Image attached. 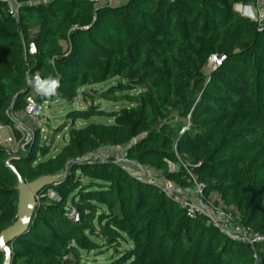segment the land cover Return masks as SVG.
Here are the masks:
<instances>
[{
  "label": "trees",
  "instance_id": "16d2710c",
  "mask_svg": "<svg viewBox=\"0 0 264 264\" xmlns=\"http://www.w3.org/2000/svg\"><path fill=\"white\" fill-rule=\"evenodd\" d=\"M16 2L13 17L0 0V112L23 109L36 73L60 77L55 99L73 104L81 91L91 103L120 108L104 113L91 105L71 113L72 122L83 118L87 125L71 128L66 146L46 161L36 163L37 153L27 150L11 158L0 148V234L17 221L19 181L48 179L25 231L7 245L11 264H254L249 246L188 218L113 161H80L101 146L125 147L131 160L180 187L189 185L185 170L168 168L187 165L206 195L221 192L240 222L264 235V205L251 183L210 184L222 168L216 157L223 146L248 153L255 145L251 136L264 135V23L233 12L252 0H127L116 7L91 0ZM60 41L68 43L67 53ZM212 56L224 59L205 77ZM107 83L96 99L83 90ZM172 114L213 127L207 131L213 147L199 145L202 133L194 129L179 136V128L168 125ZM94 117L108 121L95 123ZM189 145L201 152L187 164L177 153ZM256 252L264 264V243ZM107 253L103 262L89 261L91 254Z\"/></svg>",
  "mask_w": 264,
  "mask_h": 264
},
{
  "label": "rangeland",
  "instance_id": "374dc122",
  "mask_svg": "<svg viewBox=\"0 0 264 264\" xmlns=\"http://www.w3.org/2000/svg\"><path fill=\"white\" fill-rule=\"evenodd\" d=\"M39 1L44 2L46 0ZM250 6L251 5H248L247 8ZM17 10L19 11V8H17ZM241 14L244 17L248 15L243 11H239V15ZM62 45L65 49V53H67V44L63 42ZM34 52V47L30 46L28 53L32 55ZM212 70L213 68L208 64L203 70L204 76L207 77ZM109 84L110 83L93 87H85L83 90L87 92L93 91L92 96L96 99V93H99L102 89L107 88ZM29 92L36 103L42 107L41 115L37 119L30 117L26 112L25 99L23 100L24 106L22 110L15 111L13 107L4 108V110L0 112V114H3V117L1 118L2 120L0 119V126L4 128L2 137L15 138V144H3L0 146V148L6 151L11 158L17 157L20 153L25 154L26 150L28 153L33 151L34 153H37L36 163L46 161L47 159L56 156L66 146L68 134L71 128L80 129L87 125V121L83 118L72 122L69 118L71 113H74L75 111H85L91 105H93L95 110H99L104 113L116 112L120 108V104L113 105L102 100H95L91 103L87 98L82 96L81 91L78 92L77 98L74 100L73 104L65 103L60 99H55V97H45L40 95L33 89V87L32 89H29ZM135 93L136 91L126 94L134 95ZM169 118L173 119H169L171 122L169 121L168 125H170L171 129L179 128V136L188 129H194V131H199L198 133H202L200 139L198 140L199 145L205 144L206 149L213 147V143L210 146L208 142L207 133L208 129L212 130L213 127H208V123H203L200 121L192 122L190 117L181 119L173 114ZM92 121L95 123H106L108 120L105 118L99 119L98 117H94L92 118ZM244 126L251 129L253 127L247 126V124H244ZM17 135L19 138H17ZM251 137H253L252 139H254L255 145L253 150L248 153L242 152L237 147H235L234 144L223 146L221 148L220 154L217 155L216 160L221 161L222 168L211 180L210 184L225 185L232 183L237 178H240L246 184L251 183L254 186L256 194L262 199L264 205V135L261 133H256V135H252ZM44 150H46L48 154L43 157L42 154ZM123 150H126L125 147L101 146L98 149V152L105 154L112 153L117 155ZM197 150L201 152L200 147L191 149L190 145L186 146L182 153H177V157L178 159L182 158L183 161L188 164L191 159L196 157ZM199 161L200 162L198 165H201L202 160ZM179 167L180 164H171L169 165L168 172H178ZM47 181L48 179L42 178L30 184L22 183V186L18 184L19 204L17 221L11 228L18 226L20 219L23 217V213L26 214L25 221H27L28 224L33 213V209L37 203V191L39 190L40 186L45 184ZM82 183L83 185H87L85 180H83ZM203 195L207 203L230 211L239 217V212L236 206L234 204L227 206L224 202L221 192L213 190L211 193L207 195L203 193ZM122 247L126 248L125 246ZM110 257V253L97 258H94L93 254H91L89 255V261H93L95 259L98 262H103Z\"/></svg>",
  "mask_w": 264,
  "mask_h": 264
},
{
  "label": "built area",
  "instance_id": "2783aa9c",
  "mask_svg": "<svg viewBox=\"0 0 264 264\" xmlns=\"http://www.w3.org/2000/svg\"><path fill=\"white\" fill-rule=\"evenodd\" d=\"M2 1L9 4L11 15L13 17H17V8H19L20 5L16 2V0ZM91 1L94 4L101 2V0ZM166 1L172 3L175 0ZM251 9V14L247 18L258 25H262L264 23V0H252ZM223 59L224 57L217 58L216 56H212L208 60V64L215 69ZM28 86L30 87L29 89H32L30 79L28 80ZM25 103L28 115L35 119L39 118L42 107L36 103L30 92H28L25 96ZM3 131L4 128L0 126V146L3 144L14 145L15 138L2 137ZM108 160L113 161L131 177L158 189L162 194L170 198L176 205H178L188 218L192 220L203 219L206 221L207 225L216 229L228 239L249 246L253 251L252 258L255 261L254 264H257L258 257L256 249L264 243V235L244 226L240 222L239 217H237L234 213L207 203L203 195V185L196 181L187 165L180 163V166L185 170L186 175L189 177V185L180 187L166 179L162 172L140 165L139 163L131 160L127 156L126 150L120 151L117 155L112 153L105 154L98 152L97 150L80 159V161L87 163L94 161L103 162ZM53 195L54 193L52 191L47 192L48 197H52ZM70 218L74 221L78 220L77 215L73 212L70 213Z\"/></svg>",
  "mask_w": 264,
  "mask_h": 264
},
{
  "label": "water",
  "instance_id": "95a60500",
  "mask_svg": "<svg viewBox=\"0 0 264 264\" xmlns=\"http://www.w3.org/2000/svg\"><path fill=\"white\" fill-rule=\"evenodd\" d=\"M19 185L22 186V182L19 181ZM25 213H23V217L20 219L18 226L15 228H9L6 231L0 234V253L4 255L3 264H11V250L7 245L11 243L14 239L20 237L22 233L25 231L27 226V221H25ZM260 264V261L257 262Z\"/></svg>",
  "mask_w": 264,
  "mask_h": 264
},
{
  "label": "clouds",
  "instance_id": "9594fccd",
  "mask_svg": "<svg viewBox=\"0 0 264 264\" xmlns=\"http://www.w3.org/2000/svg\"><path fill=\"white\" fill-rule=\"evenodd\" d=\"M31 86L40 95L45 97H54L58 94V89L60 88V77L48 76L41 77L39 73L30 77Z\"/></svg>",
  "mask_w": 264,
  "mask_h": 264
},
{
  "label": "crops",
  "instance_id": "0c3cea01",
  "mask_svg": "<svg viewBox=\"0 0 264 264\" xmlns=\"http://www.w3.org/2000/svg\"><path fill=\"white\" fill-rule=\"evenodd\" d=\"M126 1L127 0H105V1L104 0H101V2L98 3L96 6L98 7V6L109 5V6H112V7H116V6H119V5L123 4V3H125ZM248 5H251V4H247V5L236 4V5L233 6V12H235L236 14L239 15V11H241V12L243 11L244 13H247L248 14L245 17V18H247V17L250 16L251 10H252L251 9V6L247 8ZM240 16L244 17L242 14ZM63 42H65V41H60L59 44L63 48V52H65V49H64V47L62 45ZM65 44H67V50H68V43L65 42Z\"/></svg>",
  "mask_w": 264,
  "mask_h": 264
}]
</instances>
